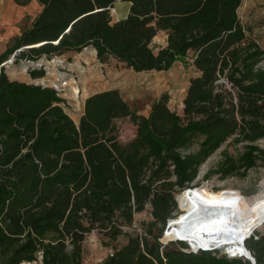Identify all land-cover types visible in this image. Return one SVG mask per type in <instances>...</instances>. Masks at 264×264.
<instances>
[{
	"label": "trees",
	"instance_id": "obj_1",
	"mask_svg": "<svg viewBox=\"0 0 264 264\" xmlns=\"http://www.w3.org/2000/svg\"><path fill=\"white\" fill-rule=\"evenodd\" d=\"M35 1L41 9L30 27L0 53V264H82V243L93 231L111 246L100 264H251L216 251H184L185 242L164 244L163 236L169 222L168 238H178L175 195L196 190L199 167L229 139L241 152L222 151L203 180L243 178L264 166L257 145L264 139V49L237 15L241 0ZM117 2L128 11L113 21ZM159 33L165 44L155 50ZM86 47L100 63L112 58L135 72L192 66L181 113L169 109L163 93L146 116L137 114L112 89L87 97L76 124L53 89L12 81L2 65L13 53L17 63ZM42 64L50 82L57 64ZM53 76L56 90L76 100L79 77L72 76L75 88L68 75ZM124 119L135 135L120 143L115 122ZM146 206L152 220L143 233L125 232ZM121 236L124 245H111ZM244 248L264 264V230Z\"/></svg>",
	"mask_w": 264,
	"mask_h": 264
},
{
	"label": "rangeland",
	"instance_id": "obj_2",
	"mask_svg": "<svg viewBox=\"0 0 264 264\" xmlns=\"http://www.w3.org/2000/svg\"><path fill=\"white\" fill-rule=\"evenodd\" d=\"M253 3L250 5L247 1L243 2L237 11V15L248 30V37L254 39L264 49V0H253ZM113 10L114 12L110 11V13L113 21H115L123 14L124 8L118 5ZM39 11L40 6L35 0H28V3L24 6L18 5L14 0H0V53L12 45L13 38L18 37L21 32L30 27L32 19ZM164 44L165 36L162 33H159L151 42L155 50L164 46ZM92 50L87 47L86 50H82L79 53H68L57 57L53 60L57 65L51 66L53 75L66 74L69 76L68 82L70 85H74L75 88V84L79 85V93L76 100H73L67 93L58 92L54 89L64 101L65 112L76 124L82 113V98L87 92L92 90L106 91L116 89L131 111L144 116L148 114L152 102L161 94L166 93L168 95L167 106L169 109L181 113V102L185 95L188 81L195 74L192 66H185L183 63L177 62L167 71L135 72L124 63L112 58L100 63L96 59L95 53H92ZM85 59L89 60L90 64L84 65L82 62L86 61ZM74 61L75 64L72 65ZM24 66L25 63L22 61L18 63H13L12 61L6 64L5 72L8 79L53 88L51 81L53 82L56 79L53 75H50L49 80L51 81H46L48 71L47 69L45 71L44 66L40 68L29 67V71L42 69L45 71V76L38 79H32ZM259 66H264V62H261ZM23 67L25 68L24 71ZM72 76L74 78L79 77L75 84L72 81ZM115 125L118 132V142L126 143L134 137L135 127L128 119L117 120ZM229 141L230 139L199 167L198 177L193 183V185L198 187L194 192L199 193L200 196L207 200L220 202H245L254 196L264 194V166L261 165L248 170L243 178H239L236 175L226 178L212 175L207 180L202 179L207 171L219 164L222 159V151L226 150L227 154L232 157H236L241 152V145L233 146L229 144ZM257 145L264 149V139L259 140ZM188 196L189 192L186 191L175 195L176 203L179 201L176 206V217L180 211L182 216L190 208V206L180 203L181 199H185L189 203ZM178 206H180L181 210H179ZM151 220L150 208L146 206L143 212L134 215L132 225L125 227L123 230L130 234H142L144 230L143 224ZM262 230H264V222L257 225L251 232H253L252 235H255L256 232H261ZM175 234L177 235L176 230ZM126 241L127 239L121 236L111 245L120 247ZM223 249L224 247L215 250V254L218 257L223 254L226 255V248ZM184 251H191V249L185 248ZM110 253L111 246L108 239L102 233L93 231L84 238L82 243V264H100ZM237 258L240 259L242 257L239 255ZM32 264H39V261Z\"/></svg>",
	"mask_w": 264,
	"mask_h": 264
},
{
	"label": "bare ground",
	"instance_id": "obj_3",
	"mask_svg": "<svg viewBox=\"0 0 264 264\" xmlns=\"http://www.w3.org/2000/svg\"><path fill=\"white\" fill-rule=\"evenodd\" d=\"M188 192L190 208L178 219L176 232L179 239L187 242L191 252L201 248L216 247L217 250L224 247L232 248L228 251L229 256L244 258L243 254L248 255L245 241L242 245L241 239L264 222V194L245 202H220L207 200L194 191ZM165 236L168 241L176 240L169 239L168 233Z\"/></svg>",
	"mask_w": 264,
	"mask_h": 264
},
{
	"label": "built area",
	"instance_id": "obj_4",
	"mask_svg": "<svg viewBox=\"0 0 264 264\" xmlns=\"http://www.w3.org/2000/svg\"><path fill=\"white\" fill-rule=\"evenodd\" d=\"M111 12H114V10L113 9H111ZM87 48V47H86ZM86 48H83L82 50H86ZM91 48V47H90ZM92 49V48H91ZM81 50V51H82ZM94 51V50H93ZM94 53H95V51H94ZM14 56H15V53H13L2 65H3V67H4V69H5V65L6 64H9V63H11L12 61H13V63H14ZM57 57H60V56H55V57H52V58H50V59H47V58H45V57H41L40 59H38V60H36V61H30V60H20L19 62H24L25 63V66L24 67H26V70L28 71V74H29V67H31V66H34L35 68L36 67H41V66H44L42 63H44V62H52L53 60H55ZM18 63V62H17ZM44 68H45V71H46V67L44 66ZM33 71V70H32ZM36 71H43V76L42 77H44L45 76V74L46 73H44L45 71L42 69V70H36ZM42 77H40V78H42ZM36 79H38V78H36ZM47 81V80H46ZM34 85H37V84H34ZM37 86H41V87H44V86H42V85H37ZM53 86V85H52ZM51 89H56L54 86H53V88H51ZM55 91V90H54ZM56 93H57V91H55ZM59 92V91H58ZM59 96V95H58ZM195 253V252H194Z\"/></svg>",
	"mask_w": 264,
	"mask_h": 264
},
{
	"label": "water",
	"instance_id": "obj_5",
	"mask_svg": "<svg viewBox=\"0 0 264 264\" xmlns=\"http://www.w3.org/2000/svg\"><path fill=\"white\" fill-rule=\"evenodd\" d=\"M186 192H188L189 191V189H186L185 190ZM168 228H169V223L167 222V224H166V226H165V230H164V232H163V236L164 235H166L168 232H167V230H168ZM252 235V233H250L249 235H247L245 238H243L242 239V245H243V241H245V240H247L250 236ZM173 241H175V240H169V241H166L164 244H166V243H168V242H173ZM176 241H181V242H183L182 241V239H179V238H177L176 239ZM163 243V242H162ZM220 246V245H219ZM218 246V247H219ZM216 248V247H215ZM215 248H201L200 250H202V251H215ZM229 250H232V248H226V256L227 257H229V258H235V257H233V256H229V254H228V251ZM242 250H244L243 249V247H242ZM195 252V251H194ZM193 252V253H194ZM243 257L246 259V260H248L251 264H255V261H254V259L251 257V255L249 254V252H248V255H244L243 254Z\"/></svg>",
	"mask_w": 264,
	"mask_h": 264
},
{
	"label": "crops",
	"instance_id": "obj_6",
	"mask_svg": "<svg viewBox=\"0 0 264 264\" xmlns=\"http://www.w3.org/2000/svg\"><path fill=\"white\" fill-rule=\"evenodd\" d=\"M245 1H247V3H249L250 5L254 4V3H253V0H241L240 7H241L242 3L245 2ZM254 1H256V0H254ZM118 5H121V6H123V8H124V12H123V14L119 17V19H121V18H123V17L127 14V11H128V5H127L126 3H123V2H117V3L115 4V8H116V6H118ZM240 7H239V8H240ZM239 8H238V9H239ZM40 9H41V7H40ZM32 20H33V19H32ZM116 20H118V19H116ZM31 22H32V21H31ZM162 34H163V36H165L164 33H162ZM89 90H90V89H89ZM99 92H103V90H92L91 92H87V94L82 98V101H81V103H82V107H83L84 100H85L87 97H89L90 95H93V94L99 93ZM80 115H81V114H80Z\"/></svg>",
	"mask_w": 264,
	"mask_h": 264
}]
</instances>
